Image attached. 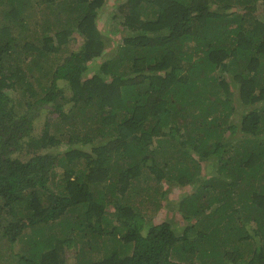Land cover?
I'll return each instance as SVG.
<instances>
[{
  "label": "trees",
  "instance_id": "obj_1",
  "mask_svg": "<svg viewBox=\"0 0 264 264\" xmlns=\"http://www.w3.org/2000/svg\"><path fill=\"white\" fill-rule=\"evenodd\" d=\"M107 1L0 0V245L25 242L17 264H65L78 237L81 264H186L201 251V264H264V0H124L114 55L88 77L107 47ZM75 32L82 52L44 83L42 57ZM19 88L41 94L22 114L10 107ZM44 107L67 133L46 121L34 135ZM63 140L76 146L18 157ZM165 186L193 187L177 203L181 235L147 224Z\"/></svg>",
  "mask_w": 264,
  "mask_h": 264
},
{
  "label": "rangeland",
  "instance_id": "obj_2",
  "mask_svg": "<svg viewBox=\"0 0 264 264\" xmlns=\"http://www.w3.org/2000/svg\"><path fill=\"white\" fill-rule=\"evenodd\" d=\"M124 0H108L106 5L100 10L99 16L97 18V25L98 28L103 34L105 35L107 41H106V49L104 50L103 54L96 59V61L91 64L90 68L86 71V73H89L87 76H91L93 72L98 71L101 63L104 60L110 59L115 52V48L118 44V41L120 40V33L117 32L119 27V21L118 19L115 18L117 12H118V6L121 4V2ZM237 8L238 12H241L242 9L240 6ZM262 13H264V7L262 10H260ZM3 13L0 12V18H2ZM38 17H41L42 14L39 13L37 15ZM264 16V14H263ZM32 28L36 29V36L38 37L39 41L40 39L43 42V26L37 22H33ZM72 27V26H71ZM31 28V29H32ZM42 36V38H41ZM74 38L68 44L66 51L61 50L59 53H49L45 57H42V63L40 64L41 67H44V70L41 72L44 74V83H47L52 79L53 75L56 72H59L58 74L65 75L66 72V67H67V58L68 56H71L73 54H80L82 52L83 46H84V39L77 33H74ZM35 76H38L37 71H34ZM33 78V77H32ZM61 82V81H60ZM40 90V87H38V92ZM12 94V102L10 107L13 108L18 114H22L26 111H28L29 107V100L33 101L35 99H38L41 94L37 93L35 96L28 95V93L24 94L23 91L19 88V91H16L12 89L11 91ZM70 104L66 105L67 110L69 109ZM37 113L39 116L34 119V135L40 136L43 134L44 130H46V121H50L51 125L48 127V131L50 134L55 133L58 135L61 131L63 132H68L69 131V126L70 123L68 120H61L60 116L56 113H54L50 108H42L38 109ZM237 113V114H236ZM234 117L231 118L232 122L238 123L239 122V114L236 112ZM96 127V126H94ZM59 132V133H58ZM73 146H76L74 144H69L65 140H63L60 143L57 144H52L49 146H36L33 148H28L24 149L21 152H18V157L19 159L23 161L29 160L31 157L35 155H45V154H62L64 151L72 148ZM78 146H82L78 145ZM55 171L59 174L62 173L63 168L57 166ZM59 177V175H57ZM47 186L50 190H55V186L52 182V179L47 182ZM192 186H185V187H171L165 186L164 189H167L168 194L167 197L163 200L162 206L158 207V209H155L152 211V214L148 216L150 218L147 224L152 225L155 223L159 224H170L175 231L177 235H181L184 232V229L186 228V225L189 224L185 218L183 213L179 210V207L177 206L179 198H182L185 195H188L190 192H192ZM0 201L3 202L2 197L0 196ZM109 210H114L115 208L113 205L108 206ZM211 211V210H210ZM209 211V212H210ZM114 221H120L118 217L112 218ZM116 223V222H115ZM198 227L190 232V237H196V230ZM2 230H0V233ZM147 230L144 231L146 233ZM149 235H145V237L142 238V245H143V254L149 253L147 256V259L151 258L150 251H154L152 248V242L148 238ZM219 239V238H218ZM88 238L86 239H81L78 237V239L75 240L76 245H74L71 249L67 248L66 256L68 255L67 261L65 264H81L79 261L76 260L75 258V250L79 249L80 244L83 242H87ZM219 241L222 243L220 245L221 249L223 250L225 248L224 243L221 239ZM163 244H166L163 243ZM25 245V242H17L13 245V247H10L9 244L0 245V264H17L18 252L23 251V246ZM105 253L102 249L100 251H95L93 254V257L95 259H101L102 254ZM156 253V252H155ZM202 251L200 253H191L189 260L187 261L186 264H201L202 262ZM71 254V255H70ZM89 254V253H87ZM146 258V257H145ZM211 259V258H210Z\"/></svg>",
  "mask_w": 264,
  "mask_h": 264
}]
</instances>
